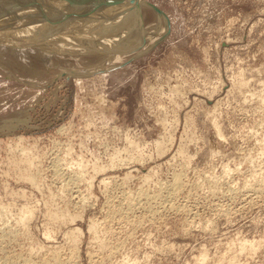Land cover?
Masks as SVG:
<instances>
[{
  "label": "rangeland",
  "instance_id": "rangeland-1",
  "mask_svg": "<svg viewBox=\"0 0 264 264\" xmlns=\"http://www.w3.org/2000/svg\"><path fill=\"white\" fill-rule=\"evenodd\" d=\"M41 1L0 2L49 22L0 41V264H264V0H147L140 54L153 10L108 49L119 0Z\"/></svg>",
  "mask_w": 264,
  "mask_h": 264
},
{
  "label": "bare ground",
  "instance_id": "bare-ground-1",
  "mask_svg": "<svg viewBox=\"0 0 264 264\" xmlns=\"http://www.w3.org/2000/svg\"><path fill=\"white\" fill-rule=\"evenodd\" d=\"M14 1V0H13ZM34 2H35V0H33ZM48 0H43V1H41V2H43V4L44 3H46ZM60 1H64V0H60ZM90 1V0H89ZM97 1V0H96ZM121 1V2H120ZM0 2H1V0H0ZM4 2V1H3ZM11 2V1H10ZM26 3H27V1H25ZM39 2V1H38ZM81 2V1H80ZM119 3H117V4H113V5H111L110 7H107L106 6V8H105V10L104 11H106L107 10V8L109 9V12L107 13V14H109V16L110 15H112L113 13H115V12H118V11H121V13L119 14V15H117L115 18H111V19H105V20H103V21H101V24L99 25V28H100V30L101 31H108V33H106V32H102V33H100V39H101V41L103 42V43H105V44H107L108 45V49L110 48V47H112V45L114 44V42H116L118 39H120L122 36H124L128 31H129V28L130 27H132L133 26V24L131 23V21H130V19H131V17H132V13H129L128 11L129 10H136V12H137V14H138V12H140L139 10L140 9H142V8H144V9H151V10H153L154 11V14H156V16L158 17V19L163 23V25L161 26H158V28L159 27H161L160 29H157L156 28V30H153L152 28V31H151V29L149 30V28L148 27H145V26H142V24L138 21V20H136V25H138L139 24V27L140 28H142L144 31H146L145 32V39L143 40V43H142V45H140V46H138V48H136V51H135V54H140V53H142L143 51H146V49H148V48H150V47H152L154 44H155V42L157 41V39H159V37L160 36H162V35H164V34H166L167 33V31H168V22H167V19H166V16H164L163 14H160V13H158V12H156L154 9H153V7L151 6V3L149 2V1H147V0H125V1H123V0H119L118 1ZM31 3V2H30ZM33 3V2H32ZM32 3H31V5H32ZM40 3V2H39ZM61 3V2H60ZM60 3H58V6H56L55 8L58 10L59 8H60ZM83 3V2H82ZM88 3H90L91 4V2H88ZM92 3H94V2H92ZM1 4L2 3H0V6H1ZM3 4H5V3H3ZM2 4V5H3ZM11 4V3H10ZM38 4V3H37ZM42 3H41V5H43ZM62 4V3H61ZM87 4V3H86ZM33 5H35V4H33ZM93 5V4H92ZM100 5H102V4H100ZM94 6V5H93ZM14 7V6H13ZM18 6H16V8H17ZM22 7V6H21ZM43 7V6H42ZM88 7V6H87ZM92 7V6H91ZM95 7V6H94ZM96 7H97V4H96ZM98 7H100V6H98ZM97 7V8H98ZM3 9H2V11L3 10H5L4 8H6L5 6L4 7H2ZM8 8V7H7ZM9 8H11V7H9ZM19 8V7H18ZM31 8V7H30ZM37 8V7H36ZM89 8H90V5H89ZM102 9H104V8H102ZM31 9H27V8H25L24 7V9H23V7H22V10L20 9V11L19 12H17L16 10H15V12H13V15H14V13H16L15 14V16H13V17H16V18H18V21H16V18L14 19L12 16H10V18H8V20H9V22L8 21H6V23H7V26L4 28V27H0V34H3V35H0V41H2V40H5V41H10L12 38H17V37H23V36H28V35H32L33 37H36V38H39V36H38V34H39V31L37 30V32H34L36 29H38V28H40V27H42V26H48V21L46 22H44V21H42V22H40V21H38L37 20V18H35V20H32V15L34 16L37 12L36 11H40V12H43V11H41L42 9H38V10H36V9H32L31 11H30ZM94 10V12L93 13H95V9H93ZM100 10V9H99ZM86 11H88V10H86ZM11 12V11H10ZM89 12V11H88ZM91 12H92V9H91ZM100 12V11H99ZM4 13H6V12H4ZM8 13V12H7ZM87 13V12H86ZM143 13H145L144 11H143ZM32 14V15H31ZM102 14V13H101ZM116 14V13H115ZM17 15V16H16ZM89 15V14H88ZM29 16H30V18H29ZM42 16V15H41ZM95 16H96V14H95ZM94 16V17H95ZM148 16V15H147ZM150 16V15H149ZM4 17V16H3ZM91 17V16H90ZM88 18V17H87ZM14 19V21H13V23H11L12 21L11 20H13ZM37 20V21H36ZM144 20H146V18L144 19ZM143 20V21H144ZM4 21V19L2 20V21H0V22H3ZM4 21V22H5ZM11 21V22H10ZM50 21V20H49ZM127 22V25H125L123 28H121V29H119V31L117 32V31H115V32H112L113 30H115V25L117 24V23H119V22ZM100 23V22H99ZM61 24V23H60ZM92 22H89V24L88 25H90V27H86V26H83V28L81 27V29H79L78 27H75L74 28V30L73 31H75V32H77V33H80V34H90L92 31H90V30H93V27H92ZM144 24V23H143ZM97 25V24H96ZM135 25V26H136ZM80 26V25H79ZM142 30V31H143ZM89 31V33H87ZM34 33V34H33ZM66 32H63L62 34H65ZM61 34V35H62ZM143 36V35H142ZM97 36H94V38H96ZM41 38V37H40ZM68 38H71L72 40L74 39V40H76V41H80V40H78V39H76V38H73V37H68ZM98 38V39H99ZM58 43V42H57ZM101 44L100 43V41L99 42H97L96 43V45H95V48L94 49H96V50H99L100 48H104L103 46H104V44ZM31 44V43H30ZM35 44V43H34ZM33 43H32V45H34ZM62 44V43H61ZM25 45V44H24ZM17 46V45H16ZM19 46V45H18ZM23 46V45H22ZM22 46H19V47H22ZM68 46V45H67ZM13 47H15V46H13ZM51 47V46H50ZM57 47V46H56ZM86 47H87V49L89 48H92V46L91 45H86ZM60 48V47H59ZM106 48V47H105ZM54 49V48H53ZM57 50V49H56ZM117 50V49H116ZM96 52V51H95ZM98 52H101V51H98ZM107 52V51H106ZM70 53V52H69ZM74 53V52H73ZM93 53V52H92ZM88 54V53H87ZM87 54H85V55H87ZM84 55V54H83ZM107 55V54H106ZM120 55V54H119ZM132 55V54H131ZM71 59V58H70ZM84 59V58H83ZM91 59V58H90ZM94 59H95V57H94ZM100 59H101V57H100ZM104 59V58H103ZM102 59V60H103ZM105 59H106V57H105ZM72 60V59H71ZM81 60V59H80ZM109 60V59H108ZM79 61V60H78ZM88 61H89V59H88ZM102 62H104V61H102ZM111 62V61H110ZM118 62V64H120L119 63V61H117ZM123 62V61H122ZM93 63V62H92ZM100 63H101V61H100ZM105 63V62H104ZM116 62L115 61H113L112 62V64H110L109 63V65H117V64H115ZM86 64V63H85ZM96 64V63H95ZM98 64V63H97ZM87 65V64H86ZM111 67V66H110ZM77 68V67H76ZM101 68V67H100ZM105 68V67H104ZM73 70V69H72ZM74 71V70H73ZM75 72V71H74ZM59 73V72H58ZM57 73V74H58ZM53 80V79H52ZM262 91V90H261ZM214 122V121H213ZM212 122V123H213ZM217 124V123H216ZM214 126H216V125H214ZM219 128V127H218ZM216 129V128H215ZM218 132V131H217ZM220 137V136H219ZM58 165V164H57ZM54 168H56V167H54ZM61 168H63L62 166H61ZM57 170V169H56ZM63 170V169H62ZM61 171V170H60ZM65 171V170H64ZM66 172V171H65ZM70 176V175H69ZM64 177V176H63ZM68 179V178H67ZM180 179V178H179ZM176 180V179H175ZM174 181V180H173ZM257 182V181H256ZM259 182V181H258ZM257 182V183H258ZM71 183V182H70ZM67 184V183H66ZM173 184V183H172ZM178 184H181V183H178ZM259 185H260V183H258ZM169 185H171V184H169ZM183 185V184H182ZM255 185V184H254ZM250 186H252V185H250ZM258 186V185H257ZM263 186V185H262ZM168 187V186H167ZM173 187V186H172ZM178 187V186H177ZM253 187V186H252ZM249 188V187H248ZM257 188V187H256ZM255 188V189H256ZM262 188H264V187H262ZM76 189V188H75ZM174 189H175V187H174ZM172 191V190H171ZM140 192H141V190H140ZM170 192V191H169ZM168 192V193H169ZM175 192V191H174ZM251 192V191H250ZM258 192V191H257ZM256 192V193H257ZM263 192V191H262ZM122 193V192H121ZM171 194V193H170ZM169 194V195H170ZM176 195V194H175ZM174 195V196H175ZM260 195V194H259ZM140 196V195H139ZM246 196V195H245ZM254 196V195H253ZM166 197V196H165ZM171 197V196H170ZM252 197V196H251ZM257 197H259V196H257ZM80 198V197H79ZM83 198V197H82ZM253 198V197H252ZM251 198V199H252ZM254 198H256V197H254ZM152 199V198H151ZM113 200V199H112ZM142 201V200H141ZM166 201V200H165ZM139 202V201H138ZM155 202V201H154ZM168 202V201H167ZM248 202V201H247ZM163 203V202H162ZM153 204V203H152ZM148 205V204H147ZM164 205V204H163ZM183 206V205H182ZM150 207H152V206H150ZM167 207V206H166ZM159 208V207H158ZM161 208V207H160ZM159 208V209H160ZM163 208V207H162ZM177 208H178V206H177ZM126 209V208H125ZM129 209V208H128ZM167 209V208H166ZM158 210V209H157ZM175 210V209H174ZM190 210V209H189ZM135 211V210H134ZM190 212V211H189ZM130 213V212H129ZM154 213V212H153ZM187 214H188V212H187ZM145 215V214H144ZM191 215V214H190ZM193 215V214H192ZM24 216V215H23ZM26 216V215H25ZM153 217V216H152ZM18 218V217H17ZM20 221V220H19ZM45 261V260H44ZM26 263H27V261H26ZM43 264V263H42Z\"/></svg>",
  "mask_w": 264,
  "mask_h": 264
},
{
  "label": "water",
  "instance_id": "water-1",
  "mask_svg": "<svg viewBox=\"0 0 264 264\" xmlns=\"http://www.w3.org/2000/svg\"><path fill=\"white\" fill-rule=\"evenodd\" d=\"M151 3V2H150ZM151 6L153 7V9L156 11V12H158V13H160V14H163L164 16H166V19H167V22H168V28L170 27V22H169V19H168V16H167V14L160 8V7H158L157 5H155V4H153V3H151Z\"/></svg>",
  "mask_w": 264,
  "mask_h": 264
}]
</instances>
